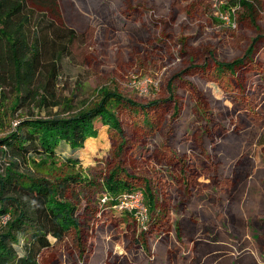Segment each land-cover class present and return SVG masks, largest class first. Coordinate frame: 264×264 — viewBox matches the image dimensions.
Wrapping results in <instances>:
<instances>
[{"label": "rangeland", "instance_id": "374dc122", "mask_svg": "<svg viewBox=\"0 0 264 264\" xmlns=\"http://www.w3.org/2000/svg\"><path fill=\"white\" fill-rule=\"evenodd\" d=\"M229 1L52 0L53 9L36 7L40 27L52 22L78 37L43 58L56 62L59 77L35 90L38 97L12 112L25 90L0 93V138L26 118L91 108L104 89L140 104L160 102L148 109L151 125L142 112L118 111L123 147L98 122L99 136L77 152L76 168L63 159L39 164V174L77 172L93 183L78 190L80 232L51 239L39 264H264V0H248L253 16L229 11ZM249 50L232 73H216L217 62ZM118 166L155 198L149 219L156 221L147 230L102 201L103 179Z\"/></svg>", "mask_w": 264, "mask_h": 264}, {"label": "trees", "instance_id": "16d2710c", "mask_svg": "<svg viewBox=\"0 0 264 264\" xmlns=\"http://www.w3.org/2000/svg\"><path fill=\"white\" fill-rule=\"evenodd\" d=\"M43 2L52 9L56 6L52 0H0V93L5 88L13 89L18 95L26 92L12 112L26 99L38 97L40 93L35 90H40L41 85L56 83L59 77L56 62H45L43 58L56 51L62 54L66 44L78 37L75 30L54 27L52 22L47 28L40 27L42 18L36 7ZM226 6L229 11L240 7L251 16L254 14V6L248 0H231ZM249 52L230 63L217 62L216 73H232ZM100 95L93 107L68 117L20 120L0 138V264H39L42 253L51 246V239L61 241L70 232H80L83 226L78 190L93 183L77 172L55 176L39 174V164L63 159L64 165L76 168L80 164L77 152L89 138L99 136L98 122L108 127L123 147L126 141L118 111L142 112L144 123L151 125L148 109L160 103L140 104L106 89ZM66 154L70 155L63 157ZM103 187L110 196L139 189L120 166L103 179ZM143 190L152 213L156 209L155 198L148 187ZM155 221L152 215L150 225Z\"/></svg>", "mask_w": 264, "mask_h": 264}, {"label": "built area", "instance_id": "2783aa9c", "mask_svg": "<svg viewBox=\"0 0 264 264\" xmlns=\"http://www.w3.org/2000/svg\"><path fill=\"white\" fill-rule=\"evenodd\" d=\"M102 201L104 203L111 201L116 210L130 213V216L143 226V230H147L150 223L149 208L145 203V195L142 190L126 191L117 196L106 194Z\"/></svg>", "mask_w": 264, "mask_h": 264}, {"label": "flooded vegetation", "instance_id": "af4514ba", "mask_svg": "<svg viewBox=\"0 0 264 264\" xmlns=\"http://www.w3.org/2000/svg\"><path fill=\"white\" fill-rule=\"evenodd\" d=\"M263 141H264V137H263V135H261L260 138H259V140H258V145H261V143H262ZM262 147H264V144H262ZM209 177H210V176H206L205 178L208 179ZM216 177L218 178L217 175H216ZM217 178H213V180H214V179H217ZM240 180H242V179H241L240 177H238L237 179L234 180V183L239 185V184H240V183H239ZM262 183H263V185H264V180L262 181ZM212 203L217 204V200L215 199V201H213ZM198 230H199V232L202 233V234H208V233H210V230H209L208 228H203L202 226H199V225H198Z\"/></svg>", "mask_w": 264, "mask_h": 264}]
</instances>
